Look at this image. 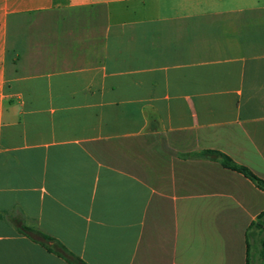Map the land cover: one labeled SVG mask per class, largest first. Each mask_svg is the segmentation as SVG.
Listing matches in <instances>:
<instances>
[{
    "label": "crops",
    "instance_id": "1",
    "mask_svg": "<svg viewBox=\"0 0 264 264\" xmlns=\"http://www.w3.org/2000/svg\"><path fill=\"white\" fill-rule=\"evenodd\" d=\"M210 151L264 180V0H0V264H247Z\"/></svg>",
    "mask_w": 264,
    "mask_h": 264
},
{
    "label": "trees",
    "instance_id": "2",
    "mask_svg": "<svg viewBox=\"0 0 264 264\" xmlns=\"http://www.w3.org/2000/svg\"><path fill=\"white\" fill-rule=\"evenodd\" d=\"M211 154L215 155L217 159L221 162V164L233 171H236L247 179H249L257 188L264 191V180L257 177L254 173H252L247 167L239 165L235 163L229 156L217 152L210 151ZM44 243L47 249L51 252L56 253L57 255L67 259L72 264H86L78 257H75L68 253L63 245L55 241L53 238L41 234ZM246 241H247V264H254L256 261H259V264H263L264 262V211L261 212L257 218V221L252 223L246 233ZM48 242H53L54 247L48 246ZM255 248L256 255L255 258L252 257V249ZM253 261V262H252Z\"/></svg>",
    "mask_w": 264,
    "mask_h": 264
},
{
    "label": "rangeland",
    "instance_id": "3",
    "mask_svg": "<svg viewBox=\"0 0 264 264\" xmlns=\"http://www.w3.org/2000/svg\"><path fill=\"white\" fill-rule=\"evenodd\" d=\"M255 255H256V251H255V248L252 249V257L251 259L255 258ZM253 262V261H252Z\"/></svg>",
    "mask_w": 264,
    "mask_h": 264
}]
</instances>
